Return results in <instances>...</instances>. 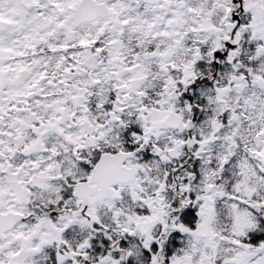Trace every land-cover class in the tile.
<instances>
[{
    "label": "snow or ice",
    "instance_id": "snow-or-ice-1",
    "mask_svg": "<svg viewBox=\"0 0 264 264\" xmlns=\"http://www.w3.org/2000/svg\"><path fill=\"white\" fill-rule=\"evenodd\" d=\"M0 264H264V0H0Z\"/></svg>",
    "mask_w": 264,
    "mask_h": 264
}]
</instances>
